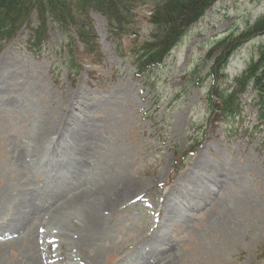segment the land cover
<instances>
[{
    "label": "rangeland",
    "instance_id": "obj_1",
    "mask_svg": "<svg viewBox=\"0 0 264 264\" xmlns=\"http://www.w3.org/2000/svg\"><path fill=\"white\" fill-rule=\"evenodd\" d=\"M263 13L264 0H216L141 76L129 54L145 19L117 43L90 12L102 61L78 72L55 25L39 52L21 28L0 51V233L24 228L0 238V264H264V124L249 89L234 123L208 127L204 60ZM261 44L264 34L232 54L230 78ZM19 206L34 219L20 221Z\"/></svg>",
    "mask_w": 264,
    "mask_h": 264
},
{
    "label": "trees",
    "instance_id": "obj_2",
    "mask_svg": "<svg viewBox=\"0 0 264 264\" xmlns=\"http://www.w3.org/2000/svg\"><path fill=\"white\" fill-rule=\"evenodd\" d=\"M216 0H0V51L11 43L21 28L27 29L30 50L39 52L48 40V29L55 25L66 38L67 62L78 72L81 63L96 65L102 53L90 12L106 19V31L114 42L121 38L136 40L140 20L150 24V33L129 54L136 75L148 74L163 65L164 60L181 41L185 32L204 17ZM264 34V13L236 34L216 38L207 52L211 60L205 78L206 123L210 129L220 122L234 123L244 109L243 97L253 90L252 100L259 125L264 124V44L245 68L230 78L229 58L249 40ZM77 44L81 50H77ZM126 56L125 53H120ZM89 58V59H88ZM78 61V64L75 63ZM83 61V62H81ZM80 63V64H79ZM90 78L94 74H90ZM223 80H226L225 82Z\"/></svg>",
    "mask_w": 264,
    "mask_h": 264
},
{
    "label": "bare ground",
    "instance_id": "obj_3",
    "mask_svg": "<svg viewBox=\"0 0 264 264\" xmlns=\"http://www.w3.org/2000/svg\"><path fill=\"white\" fill-rule=\"evenodd\" d=\"M132 188H133V186H129V192L130 193L132 192ZM101 192H102V188H98V189L92 190L89 193L90 195L88 196V202H87L88 211H86L85 213H86L87 217L91 221H95V219L98 217V215H97V205L100 204V203H102V201L106 200V198L103 199L101 197L94 204V198H96L99 195H102ZM116 195H118V197H124L125 196V193H124L123 190H121ZM93 196H94V198H93ZM29 203L28 204L31 205L33 202L31 201ZM19 212H18V214L21 216L20 221H22V222H25L28 219H30V221L32 220V218L34 219L33 214H32L33 213L32 210L29 207H27V206H19ZM34 215H35V212H34ZM16 216H17V214H16ZM23 228H24L23 225L21 226V223H19L17 228H14V229L6 228L5 229L6 230L5 231L6 233H4V234H7V237H8V235H10L12 233H15L17 231H21ZM4 234H1L0 233V238H4ZM30 257H28V263L41 264V261L38 260L35 255L32 257L33 259L30 258Z\"/></svg>",
    "mask_w": 264,
    "mask_h": 264
}]
</instances>
